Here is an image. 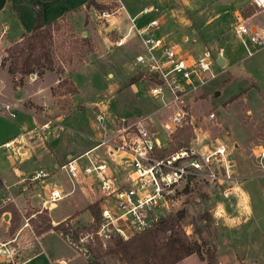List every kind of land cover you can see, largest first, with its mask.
<instances>
[{"label": "rangeland", "instance_id": "374dc122", "mask_svg": "<svg viewBox=\"0 0 264 264\" xmlns=\"http://www.w3.org/2000/svg\"><path fill=\"white\" fill-rule=\"evenodd\" d=\"M86 1L39 0L38 6L43 21L58 19L66 12L52 26L50 42L54 61L53 73L56 76L47 75L33 83L27 81L22 87L15 90L20 75L12 77L7 71L8 62L5 66L0 64V80L3 82L2 93L6 89L9 93L11 92L10 95L12 94L13 99L31 96L33 99L43 100V97H47L49 86L53 84L54 77L68 81L69 76L66 71L75 69L70 72V77L77 90L72 92L71 81L62 86L57 84L52 92L55 111L46 114L41 118V121L35 123L38 125L50 119L52 123L46 128L49 129L54 123L59 122L56 119L58 114H65L57 124L62 128L49 133L51 135L49 143L56 144L59 152L48 155L41 154V156L43 155L41 167L50 173L51 181L61 185L66 191V186L69 185L70 188L72 184L66 172L55 168L53 162L57 161L58 165L62 164L66 160L64 155L70 151L81 168L88 165L86 157H79L77 154L81 152H79L80 148L87 141L82 134L101 131L96 120L98 114L103 115L107 125L109 120L119 119L122 116L128 120L151 116L159 130V138L165 140V131L160 128L159 124L177 110L175 105L163 106L159 99L153 98L148 90L152 85L151 82L143 78L142 72L136 65L132 66L136 53L140 51L138 37L131 32L124 45L117 47L112 43L117 37V34L109 29L110 25L112 28V21L117 26H122L123 14H126V11L131 14V6L139 5L142 0H95L99 4L107 5V7L101 8L115 12L108 17V20L100 18L99 10L93 7L87 8L85 16ZM119 1L125 8L116 11L120 6ZM153 1L155 6L159 7L164 21L160 22L161 24H158L157 27L161 25L164 31L173 30L174 34L171 37L181 45L185 54L199 59L207 47L212 51L210 52L213 57L210 70L214 73V77L205 76V83L194 93V99L189 104L191 117L197 119L193 120V124L189 122V125L191 124L189 127L185 124L178 128L164 141L166 146L168 145L166 153L182 149L189 150L191 147L199 150L201 144L212 140V137L208 136L209 134L218 133L224 138L227 134L225 131H227L228 137L235 140L240 146L233 155L236 162L242 166L252 165L248 170L242 169L241 166L238 175L244 178L251 193L257 218L255 222L251 221L240 228L224 231L225 223L233 224L234 222L229 219L236 215L229 206L231 203L228 200L232 199V195L228 193L229 190L226 191L228 187L232 186V183L218 179L210 180L205 173H200L189 177L187 182L174 187L173 200L169 202L163 221L152 228L156 240L162 244L168 238L177 236L188 244L194 241L205 243L202 248L203 253L206 248H212L214 244L216 249L218 247V258L223 264H264V200L259 194L260 188L264 190V178L261 176V165L252 150L254 145H264V50H259L253 44L247 43L251 47V51L254 50V47L256 48L251 55H248L234 30L236 9L242 7L237 9L242 17L246 18L247 16L252 19L251 22H255L256 16L252 14L253 7L249 4V0ZM34 2V0H14L13 6L17 10L16 13L9 9L0 12L1 22L8 25L2 42L3 46L5 40L14 39L31 31L38 16V7ZM89 18L92 23L89 22ZM261 21V26L264 27V20L261 19ZM127 29L128 27L121 32V35ZM185 35L187 38L183 41L182 36ZM132 41L137 42V46L131 45ZM8 47L4 52L0 51V62L3 57L7 56ZM218 56L226 59V63L221 67L214 61ZM57 67L63 69L61 73L57 71ZM233 71L237 74L235 75ZM135 76L139 77L138 82L141 81L136 84L139 87L138 94H133L130 86L131 78ZM30 78L31 75H24L22 84L25 80H31ZM166 96L168 97V95ZM211 111L215 112L216 118L213 123H205L203 118ZM16 114L17 116L13 120L0 121L1 127L5 131L12 128L13 123L10 121H15L16 124L21 118L20 112H16ZM25 122L28 127L32 125L31 117H27ZM219 123L218 131L214 128L215 130L211 131L213 133H210L208 128L211 129L212 125ZM15 128L17 130V127ZM55 133L58 134L56 137ZM201 152L206 151L202 150ZM34 159L35 157L28 163L33 164ZM4 164L9 167L7 161ZM212 167H215L218 173L216 162ZM54 171L55 173H53ZM238 175L236 177L240 178ZM76 197L85 200L81 191L76 188L70 196L58 201L56 208L50 210L52 218H58L65 206ZM87 201H89L88 198ZM224 207L231 209L232 214H225ZM32 212L28 210L24 217H30L29 222L36 231V225L41 222L42 215H48V211L42 210L39 214L35 213L34 216H31ZM24 217L20 216L18 222H12L10 214L7 217H0V240L16 238L18 235L16 242L13 243L16 264L32 256L39 247L38 241L30 233L29 228L23 226ZM85 218H88V213ZM64 221L61 222L63 225L59 229H49L54 232L47 234L42 241L41 246L46 257H49L53 264H58V261H55L57 256H68L74 251L63 237L59 236L61 228L65 227L66 222H69V220ZM37 234L40 236L42 233ZM118 240L120 239L108 242L102 249L107 251ZM242 257H244L243 262L241 261ZM92 260V255L89 260L83 255H79L71 260L68 259L67 264H92ZM248 260H253V262L245 263ZM99 262L101 264H127L120 260L118 254L112 253L102 256Z\"/></svg>", "mask_w": 264, "mask_h": 264}, {"label": "built area", "instance_id": "2783aa9c", "mask_svg": "<svg viewBox=\"0 0 264 264\" xmlns=\"http://www.w3.org/2000/svg\"><path fill=\"white\" fill-rule=\"evenodd\" d=\"M119 4L116 11L124 9L120 1ZM249 4L253 7L254 15L264 20V0H249ZM151 11L157 12L158 7H143L140 14ZM113 13L115 12L101 9L99 17L107 20ZM128 19L127 31L117 35L112 43L117 47L124 45L131 32L138 37L140 51L136 53L134 63L142 72L143 78L151 82L152 85L148 89L150 95L158 98L163 106L177 107L175 113L159 124L165 131L167 140L177 128L191 122L189 104L194 99V93L205 83V76L214 77L210 70L213 57L209 50H205L201 58L193 59L182 51L177 42L167 37H155L151 34V29L158 26V19L151 20L143 28L136 27L135 17L128 16ZM234 30L248 55L256 48L264 49V27L260 24L248 22L239 12L236 15ZM247 43L256 48L251 51ZM2 87L3 82L0 80V93ZM0 113L14 118L17 116L16 106L0 100ZM206 116L213 120L215 112H208ZM103 120V115L98 114L97 121L101 123ZM51 123L52 121L47 119L35 125L33 131H44ZM14 140L6 142L5 146L10 148ZM165 140L159 138V130L151 116H143L134 121L122 120L112 131H105L95 147L79 155L86 157L88 165L81 168L75 157L57 165V168L66 172L73 188L64 193L60 188L52 186L43 201V204L46 203L44 207L54 205L73 192L74 186L83 190L95 187L101 193L95 200L99 212L98 219L87 224L69 221L65 223L67 231L60 230V236L75 251L89 259V248L96 244L106 247L112 240H127L136 233L154 227L165 217L169 202L173 200L174 187L187 182L191 176L205 173L210 180L233 178L226 162V148L223 144H218L206 152L191 147L189 150L166 153ZM101 146L122 165L127 172L126 181H116L105 160L90 157V152ZM258 159L264 176V149L258 152ZM215 162L218 164V173L215 167H212ZM49 175L50 173L39 169L30 180ZM29 218L24 217L23 226L29 228L30 233L38 240ZM17 237L0 240V264H16L13 243Z\"/></svg>", "mask_w": 264, "mask_h": 264}, {"label": "crops", "instance_id": "0c3cea01", "mask_svg": "<svg viewBox=\"0 0 264 264\" xmlns=\"http://www.w3.org/2000/svg\"><path fill=\"white\" fill-rule=\"evenodd\" d=\"M34 1H37V0H34ZM40 1H42V0H40ZM13 2H14V0H6L2 9H0V12L9 9V11L16 13L17 10H16L15 6H13ZM37 2L39 3V0ZM86 4H87V1L85 3V8H84L85 9V16H86V11H87ZM147 6L148 7L149 6H155L154 1L153 0H142V2H140L139 5H134V6L132 5L131 11H130L131 14H128V12L125 9L126 14H123L124 16L122 19L124 21H121V22H123L122 26H117V24H115L112 21L113 24H112L111 32L114 31L115 34L120 35L121 32H123V30L125 31V29L129 26L128 16L129 17H135V24H136V27H138V28L145 27L147 25V23L153 19H158L159 24L164 22L163 16L160 13L159 7H158L157 12L151 11L147 14L141 15L140 11L142 10L143 7H147ZM89 8H91V7H89ZM239 8L241 9L242 7H238L237 9H239ZM237 9H236L235 16L237 15V13H239V10H237ZM252 12H253L252 14L254 15V10ZM63 15L61 17H59L58 19H54L52 21H44V23H53V22L61 19L63 17ZM91 18H89L90 23H92ZM113 19L115 20V17H113ZM246 19H249V18H247V16H246ZM107 20H108V18H107ZM250 20H252V19L250 18L248 20V22H251ZM85 22H86V19L84 21V24H85ZM89 22H87V24H89ZM261 22L262 21L258 17H256L255 23L261 25L262 24ZM84 24H83V26H84ZM7 28H8V25L5 22L2 23L0 20V51L1 52H4L5 49L9 45H11L13 42L19 40L20 37L24 34L23 33L14 39L5 40V42H4L5 44L3 46L2 42H3V39L5 37V33L7 32L6 31ZM162 29H163V27H161V25L159 27L152 28L151 34H153L155 37H167L169 40L176 42L175 39L174 38L172 39V37H171L174 34L173 30L164 31ZM27 33H29V32H27ZM83 33H85V32H83ZM186 38H187V35L182 36L183 41ZM134 44H135V46H137V42L132 41L131 45L134 46ZM205 50H209V49L206 47ZM259 50H264V49H259ZM209 51H211V50H209ZM192 58L195 59L194 57H192ZM218 58H220V57L218 56L217 59ZM217 59L214 60L215 63H216ZM223 59H224V62H223V65H224L226 63V59H225V57H223ZM132 66L135 67L134 62H133ZM132 66H131V68H132ZM218 66L221 67V65H218ZM72 70H75V69H71L70 71H66V73L68 74L67 76H69L68 77L69 80L73 83V81L71 80V77H70V72ZM53 72H54L53 70H46L42 76H38V75L34 74V76H31V78H30L31 80H25V82L21 85H18L15 90H18L25 83H27V81H29L30 83H33L35 80L43 79L47 75L56 76ZM233 73L235 75L237 74V72H235V71H233ZM132 74L133 73L131 72V76H132ZM60 80H61L60 78L54 77L53 84H51L49 86L47 97L46 98L43 97V100H36V99L31 98V96H24V98L13 99L11 97L12 94L10 95L11 92L9 93L5 89L4 92L2 93L3 87L1 88L0 100L12 103L13 105L16 106V112L21 113V115H20L21 118L18 119V122L16 124H15V121H10V123H13V124H12V128L9 129L8 131H5V129L2 128L1 127L2 125L0 124V183H1L0 191L2 192V195L0 196V206H4L6 204L10 205V208H8V210H5L2 213L1 217H3V216L7 217L9 214L11 215V212L14 209H16L18 216H21V217L22 216L24 217V215L26 214V212L28 210L33 211L31 214H35V213L39 214L42 210L47 209L52 225H56V224H58L64 220H66L67 218L70 222H73L76 224H87V223H91L94 220V218H93L91 212L89 211L88 207H89V205L94 203L95 200L99 196H101V193L95 187L91 188V190H88V188L83 190L77 186H74V190L76 188H78L79 191H81V193L83 194L85 200L80 199L79 197L74 198V200H71L67 204V206H65V208L62 211V213L60 214V216H58V218L55 219V218H52V216L50 215V210H52V208H54V207L56 208L57 203H55L52 206H48V207H44V205H46V203L43 204V201L45 200L47 194L49 193L50 188L52 186H55L57 188H60L62 190V192L65 193V192H69L73 188V186L69 188L68 187L69 185H67L66 186L67 191H66L64 188L61 187V185L56 184L55 182H53L49 179L51 177V175H49L48 177H45V178H38V179L30 180V177L33 174H35L39 169H42L44 172H47L41 167L42 166L41 161L43 160V155H48L49 153L55 154L56 152H59L58 146L56 144H53V143L50 144L49 143V139L51 138V135H49V133L55 132L56 129L58 130L59 128H62V126L57 125V124H59V122L63 119V117L65 115L64 113L57 115L56 119L59 122L54 123V125H52L49 129H46V130L40 131V132H36L35 130L33 131L32 128L35 125V123L37 121L38 122L41 121V118L45 117L46 114H50V113H53L55 111V109L53 108L54 96L52 93V89L55 88L57 86V84H59ZM137 83H141V81L140 82L135 81L133 83H130L131 90H132L133 94L139 93V87L136 86ZM12 90H14V89H12ZM76 90H77V87H76ZM153 98H155V97H153ZM156 99H158V98H156ZM104 107H105V105H104ZM174 113H175V111H174ZM27 117H31L32 125H29V127L25 122V119ZM14 118H11V117L3 114V113H0V121H3V120L9 121L10 119L13 120ZM215 118H216V115H215ZM196 119H197L196 117H193V118L191 117L192 124L194 122L193 120H196ZM96 120H97V118H96ZM122 120L134 121L136 119L128 120L122 116L119 119L109 120L108 125L104 122L105 120H103L101 123L97 121L100 125L101 131H98V132L93 131L91 133L82 134L87 139V141L80 148L79 152L80 151L81 152L78 153L77 156L81 155L82 153H84V152L92 149L93 147H95L97 142H98V139L105 133V131H112L113 127H115L118 124V122L122 121ZM203 120L205 121V123H208V122L213 123V121L215 119L209 120L207 118V116H205L203 118ZM219 125H220V123L217 125L216 124L212 125L213 128H211V129L208 128L209 132L213 133L211 131L214 128L216 129V131H218L217 127L220 128ZM15 127H17V130ZM199 129H201V128H199ZM225 132L227 134L226 135L224 134L225 135L224 138H223V136H221V134H218V133L217 134L216 133L209 134L208 136H211L212 140L210 142L201 144L202 146H200L199 150L208 151V150L214 148L218 144H223L226 148V150H225L226 162H227L229 171L233 175V178L231 180L230 179H228V180L222 179V180H224L225 182L230 181L232 183V186L228 187L226 189V191L229 190L228 193L230 195H232V199L228 200L231 203V204H229V206L236 213V215L231 216V218L229 219V221H233L235 224L233 223L234 225L233 224L229 225V224L225 223V225H224V231L225 230L230 231L231 229H237V228L242 227L243 225H247V223H249L251 221L255 222L257 220V218L255 217L256 211L254 208L251 193L249 192V190L246 186L244 178H241L238 175V174H240L241 168L248 170L249 166L252 167V165H246L245 164L242 166L241 164L239 165L236 162L233 155L237 152V149L240 148V146H238V143L235 140L233 141L231 138L228 137L229 133L227 131H225ZM57 135H58L57 133L54 134L55 137ZM13 139H15L13 145L10 148H7L5 146V143L12 141ZM261 149H264L263 144L261 146L254 145L252 148L254 156L256 157L258 162H259L258 152ZM35 151L37 152V154ZM41 154H43V155L41 156ZM89 155L92 159H103V160H105L111 168L112 177L114 179H116V181H119V182L126 181V179H127L126 173L127 172L124 170L122 165L118 161H116V159H113L111 156H109L106 153V150L104 149V147L101 146L98 149L92 150ZM34 157H35V159L33 160V164L30 165L28 163V161L32 160V158H34ZM70 157H74V154L72 152L68 151L64 155V159L65 158L68 159ZM6 161H7V163H9L8 164L9 167H7L4 164V162H6ZM53 163H54L53 166L55 165V168H57L58 162L56 161ZM53 173H55V171ZM237 175L240 178H237L236 177ZM261 176L264 178L263 175H261ZM18 185H20V186L18 187ZM92 191L94 192L93 195H92ZM72 193L73 192H71L70 194L65 196L63 199L70 196ZM225 194L227 195V193H225ZM259 194H260L261 198L264 200L263 188H260ZM17 197H18V199H17ZM87 198L89 199V201H87ZM63 199H61V200H63ZM61 200H59V201H61ZM231 209L224 207V211H225L224 213L225 214L228 213L229 215H231L232 214L230 212ZM85 212L88 213V218H85L86 214H87V213L85 214ZM53 232H54L53 230H49L47 232L42 233L40 236H38V240H37L38 246H39L38 252L36 254L33 253L32 256H30L26 260L18 262L17 264H53V261H51L49 259V257H46L45 251L41 246L43 238L46 237L47 234H50ZM56 234L59 235L58 233H56ZM216 254H217V259L220 262V264H223L221 259L218 258V247L216 249ZM79 255H81V254L74 250L71 255H68V256L59 255V256H57L55 258V261L56 262L58 261V264H67L68 259L71 260L73 257L79 256ZM243 258L244 257L241 258L242 262L244 260ZM247 262H253V260L245 261V263H247ZM174 264H208V263L206 260H201L197 256V254L192 253V254L186 256L185 258L181 259L180 261L174 263Z\"/></svg>", "mask_w": 264, "mask_h": 264}, {"label": "trees", "instance_id": "16d2710c", "mask_svg": "<svg viewBox=\"0 0 264 264\" xmlns=\"http://www.w3.org/2000/svg\"><path fill=\"white\" fill-rule=\"evenodd\" d=\"M34 3L38 7V16L32 30L28 34H23L19 40L13 42L7 49V56L3 57L0 62L2 66L7 65L6 63L8 62L7 71L12 77L17 74L20 75L19 83L17 85L22 84L24 75L36 73L37 75L42 76L46 70H54L50 42L54 22L44 23L40 7L38 6L39 3L36 1ZM86 6L87 8L93 7L98 10L103 9L101 7H107V5L99 4L95 0H87ZM56 69L59 73L63 70L61 67H57ZM138 78L139 77L136 76L132 77L130 83L137 81ZM68 81L65 79L60 80L59 86L67 84ZM71 85H73L72 82ZM71 90L72 92H75L76 87L73 85ZM53 91L54 88L52 89V92ZM187 126L189 127L190 125ZM167 149L168 145L165 150L167 151ZM8 208H10L9 204L0 208V217L5 210H8ZM88 209L93 218L95 220L98 219L99 212L97 202L89 205ZM19 217L16 209H14L11 212L12 222H18ZM66 220H68V218ZM62 225L63 224L60 222L52 226L49 216L42 215L41 222L36 225L37 230L35 232L37 234L43 233L51 228L59 229ZM152 228L153 227L138 233L127 240L116 241V243L107 251H104L99 244L90 247V254L93 258L92 264H101L99 259L107 253L118 254L120 260L127 264H136L138 262H143L144 264H174L192 253L197 254L201 260H206L208 264H219L214 244L212 245V248H206L204 253L202 252V248L205 246V243L194 241L193 243L188 244L183 242L177 236L170 237L164 243L159 244ZM61 229L64 232L67 231L65 227ZM37 252L38 249L35 250L34 254Z\"/></svg>", "mask_w": 264, "mask_h": 264}, {"label": "water", "instance_id": "95a60500", "mask_svg": "<svg viewBox=\"0 0 264 264\" xmlns=\"http://www.w3.org/2000/svg\"><path fill=\"white\" fill-rule=\"evenodd\" d=\"M5 1H6V0H0V9H2V7L4 6ZM109 29H110V30L112 29V28H111V25L109 26ZM223 62H224L223 57L218 58L217 61H216V63H217L218 65H223ZM31 76H34V74H31Z\"/></svg>", "mask_w": 264, "mask_h": 264}]
</instances>
